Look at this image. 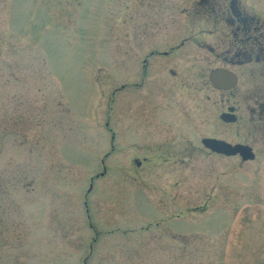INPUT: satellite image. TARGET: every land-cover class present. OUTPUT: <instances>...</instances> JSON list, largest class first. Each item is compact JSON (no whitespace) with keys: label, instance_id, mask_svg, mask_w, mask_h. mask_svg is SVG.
<instances>
[{"label":"rangeland","instance_id":"rangeland-1","mask_svg":"<svg viewBox=\"0 0 264 264\" xmlns=\"http://www.w3.org/2000/svg\"><path fill=\"white\" fill-rule=\"evenodd\" d=\"M199 1L0 0V264H264L263 69L205 36L140 70Z\"/></svg>","mask_w":264,"mask_h":264},{"label":"flooded vegetation","instance_id":"flooded-vegetation-1","mask_svg":"<svg viewBox=\"0 0 264 264\" xmlns=\"http://www.w3.org/2000/svg\"><path fill=\"white\" fill-rule=\"evenodd\" d=\"M195 5L196 13L192 14L195 20L191 19V21L196 22L191 23L192 27H190L188 22L189 16L183 13V34L185 37L180 41V44L170 46L162 50L159 48L152 49L149 54L145 56L141 63L142 65L140 70L142 72V76L147 75V71L152 68L153 61L149 62L150 58H167L171 53L187 49L190 46V43L192 44V42L194 43L193 45L202 47L205 45V43H201L203 40L200 41L197 39V37L202 38L205 36H217L221 43V45H218V47L221 46L223 52L233 53L234 55L240 56V63H247L249 65L256 64L257 66H261L260 68L263 69L262 76L264 77V18L262 15H259L253 11L249 12L241 0H200L199 2H196ZM194 26H196V28L193 29ZM208 26L210 28L212 27V29L206 30V27ZM161 28L162 29L160 30H165L163 27ZM194 33L195 40L193 39ZM140 34L143 35L144 31L140 32ZM215 49L216 48L211 47L208 50L210 52H215ZM217 69H225L237 77V85L233 89L225 91L233 92L239 84V76L226 68ZM212 71L213 70L209 72L208 79ZM131 85L134 89H136L140 84L135 82ZM125 87L126 86L123 85L121 90H124ZM231 108L234 109L232 114L236 118V121L233 124H236L239 121V118L236 115V109L234 107ZM259 108H262L264 111V106L261 105ZM261 119H264V114H262ZM221 121L225 123L223 119H221ZM236 144L245 145L253 149L251 145L246 143H233L232 145ZM136 162L139 167L143 163L139 160H136Z\"/></svg>","mask_w":264,"mask_h":264},{"label":"water","instance_id":"water-1","mask_svg":"<svg viewBox=\"0 0 264 264\" xmlns=\"http://www.w3.org/2000/svg\"><path fill=\"white\" fill-rule=\"evenodd\" d=\"M209 81L213 88L221 91H229L237 85V77L225 69L213 70L209 75ZM233 112L234 109L230 108L228 113L221 116V119H223L225 123H234L236 118L232 114ZM202 144L211 152L225 157L239 156L242 161H253L255 159L253 149L245 145H232L225 141L213 138L203 139Z\"/></svg>","mask_w":264,"mask_h":264}]
</instances>
